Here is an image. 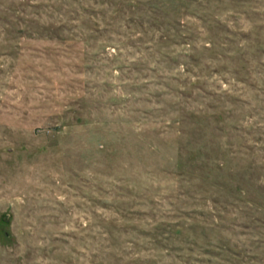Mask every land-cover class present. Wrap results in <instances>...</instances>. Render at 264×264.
<instances>
[{
  "label": "rangeland",
  "instance_id": "obj_1",
  "mask_svg": "<svg viewBox=\"0 0 264 264\" xmlns=\"http://www.w3.org/2000/svg\"><path fill=\"white\" fill-rule=\"evenodd\" d=\"M0 264H264V0H0Z\"/></svg>",
  "mask_w": 264,
  "mask_h": 264
}]
</instances>
